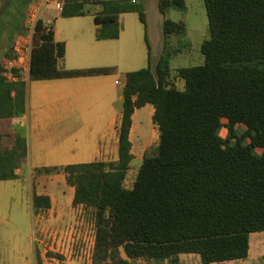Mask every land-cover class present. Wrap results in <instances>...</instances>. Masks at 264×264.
Segmentation results:
<instances>
[{"label": "trees", "instance_id": "16d2710c", "mask_svg": "<svg viewBox=\"0 0 264 264\" xmlns=\"http://www.w3.org/2000/svg\"><path fill=\"white\" fill-rule=\"evenodd\" d=\"M204 2L205 60L178 70L183 88L175 83L171 63L191 45L188 30L184 21L166 16L171 10L185 11L186 0L158 1L164 47L155 64L143 1L65 0L61 8V16L78 17L90 13L89 5H101L94 14L98 41L119 39L121 15L137 13L150 54L148 67L126 74L118 159L43 169L64 175L75 189L73 206L91 216L96 232L92 264H180L183 254H196L203 264L245 259L251 235L264 232V0ZM10 48L0 61V119L26 109V82L6 76L13 58ZM65 56L66 44L56 42L53 27L41 18L31 80L117 73L115 67L66 69L61 66ZM148 104L155 109L152 121L159 142L128 187L135 159L133 118ZM238 125L245 126V134H238ZM224 128L225 138L220 134ZM27 157L23 138L8 149L0 135V181L19 179L16 170ZM33 208L36 214L50 209L51 198L34 193ZM36 264H43L41 255Z\"/></svg>", "mask_w": 264, "mask_h": 264}, {"label": "crops", "instance_id": "0c3cea01", "mask_svg": "<svg viewBox=\"0 0 264 264\" xmlns=\"http://www.w3.org/2000/svg\"><path fill=\"white\" fill-rule=\"evenodd\" d=\"M34 2L35 0L32 1L30 7L24 13L26 23L28 22V13ZM6 3L0 5V10L5 8ZM89 8L90 13L85 16L63 17L61 16V9L51 4L42 14V19L53 27L56 42L66 44V56L61 62V66L66 69L115 67L118 74L45 80L42 84L36 85L29 83V75L23 79L27 84L25 112L14 117L0 119L1 145L5 148H14L17 137H21L26 141V137L29 133H32V142L29 144L26 141L28 157L22 166L16 170L20 178L0 181L19 182L24 176V171L28 168L29 173L26 175L30 179L32 208L33 171H41L46 167L74 164L73 161H68L69 158H76L80 155L82 157L79 160L85 157H93L94 159L78 161L75 164L94 161H115L118 159L121 120L118 119L116 108L119 100L122 104L124 103L123 91L126 85V74L150 65V54L145 40L146 28L143 24L141 26L132 25L130 13L123 14L120 18L122 26L120 38L117 40L98 41L96 39L98 25L95 22L94 14L101 11L102 6L89 5ZM163 21L164 17L161 28ZM148 26L149 21L147 33ZM162 40L163 37L160 44ZM9 47L10 45L4 49L1 60ZM157 52L160 57L162 53L161 45ZM152 58L153 48L151 50ZM119 75L124 77L120 97H118L120 88L117 83V76ZM14 95L15 93L13 92L12 96ZM78 105L85 107L82 112L83 115L89 116L91 121H100V124H102L99 130L101 141L93 153L81 152L73 155L77 148H70L68 140L77 134L74 123L78 113ZM154 111L153 106L151 114H154ZM136 114L137 110L133 118L131 140L134 134ZM27 119L29 124L26 126V131L20 130L19 122ZM94 128L92 124H88L87 128L84 125L79 131H92ZM155 128L158 130L156 125ZM156 137L154 135L152 139L156 140ZM34 158H36V162H39L42 158H55L58 161H54L49 165H42V167H40L41 164L39 163L35 169L29 166L30 161L34 160ZM45 183L43 179L38 180L35 193L49 196L51 198V208L37 214L33 208V212L38 218L35 231H37L39 236L35 238V246L38 244L40 248H43L50 244L52 250L63 256V259L57 258L59 264H92L91 257L94 252L96 232L91 216L87 214L82 206H73L74 197L68 210H64L62 201L53 197L48 191L51 187H48ZM89 219L90 221L88 222ZM86 225L90 227L88 240L85 231ZM44 241L48 243L44 244ZM86 248L91 251L90 259L87 263L83 260ZM29 255L20 248H13L6 252L0 250V264H36L35 254L31 258Z\"/></svg>", "mask_w": 264, "mask_h": 264}, {"label": "rangeland", "instance_id": "374dc122", "mask_svg": "<svg viewBox=\"0 0 264 264\" xmlns=\"http://www.w3.org/2000/svg\"><path fill=\"white\" fill-rule=\"evenodd\" d=\"M32 1L33 0H0V5L7 2L5 8L0 10V60L4 49L19 38L27 27V23L24 20V13L26 9L30 7ZM136 1L138 2L143 0ZM144 1L149 21L148 36L153 48L152 63L155 64L159 57L157 52L159 46L161 45L162 51L164 47V38L160 44L161 38L163 37L161 28L163 16L158 10L159 0ZM186 5L187 8L185 11L171 10L166 16V18L175 22L184 21L186 23L188 30L187 40L191 44L183 53L175 57L171 63L173 76L176 78L175 83L179 88H183V82L177 79L178 70L183 67H193L204 63L205 58L201 53V45L208 38V15L204 0H186ZM129 16L132 25L137 24L141 26L142 22L140 21L137 13H130ZM173 44L174 46H177V39L173 41ZM115 74L117 75L118 72ZM123 79V76H117V83L120 88L118 97L122 94L121 89L124 83ZM42 82L43 81L41 80L34 81L31 79L29 81L31 85L42 84ZM152 108L153 106L149 105L138 109L135 116L134 134L132 137L135 159L132 162V169L128 175V187H130L135 180L137 171L143 164L145 155L151 151L153 146L158 144L157 141L159 140V133L152 121ZM84 109L85 107H83V105H81V107L78 105V113L75 117L74 123L77 134L68 140L70 148H77L75 154L73 155H77L81 152L93 153L96 151L97 146L101 141L99 130L102 124H100V121H91L90 117L85 114L84 116L82 114ZM122 111L123 104L119 100L116 112L118 119L120 120ZM19 123V129L26 131V126L29 124L28 119L21 120ZM88 124H92L95 128L92 131H79V129H81L84 125L87 128ZM237 132L240 136L245 134V126L238 125ZM220 134L225 138L228 134L227 129H222ZM154 135L155 137L157 136L156 140L152 139ZM26 141L29 142V144L32 142V133H29L26 137ZM247 142H249V140H247ZM257 152L262 153V150L259 149ZM81 157L82 155L76 158H69L68 161H73L75 164L78 161L94 159L93 157H85L84 159L79 160ZM35 159L36 158L30 161L29 164V166H32L35 169L38 167L37 165L39 163L41 164L40 167H42V165H49L54 161H58L55 160V158H42L39 162H36L37 160ZM28 173L29 169L27 168L24 171V176L19 182H0V250L6 252L12 250L13 248H20L25 253L30 254V258L35 254L36 262L38 255H41L43 264H55L52 259H63V256L52 250L50 244H47V241H44V244H47L46 247L44 246L43 248H40L38 244L35 246V238L39 237L37 231H35V225L38 222V218L35 216L32 208L30 179L29 176L26 175ZM41 179L46 182L45 185L51 187L48 191H50L53 197L59 198L62 201L63 209L68 210L74 197V189L68 185L65 176L62 174H47V172L43 170L33 171V195L35 193L36 182ZM89 221L90 219L88 222ZM85 231L88 240L90 231V227H88V225H86ZM250 244V254L247 258L212 264H264V232L253 233L251 235ZM49 253L57 254V257L51 258L48 255ZM90 254L91 251L86 248L83 257L84 262H88ZM180 264L203 263L200 256L196 254H183L180 257Z\"/></svg>", "mask_w": 264, "mask_h": 264}, {"label": "built area", "instance_id": "2783aa9c", "mask_svg": "<svg viewBox=\"0 0 264 264\" xmlns=\"http://www.w3.org/2000/svg\"><path fill=\"white\" fill-rule=\"evenodd\" d=\"M136 2V0H134ZM51 4L61 9L65 0H35L28 13L27 27L24 33L11 44L13 58L10 59L6 76L11 81L25 79L30 75L32 50L37 22L42 18L44 10ZM50 27V25H49ZM48 28L47 31H49ZM17 72V73H15ZM55 264H59L57 258L52 259Z\"/></svg>", "mask_w": 264, "mask_h": 264}]
</instances>
